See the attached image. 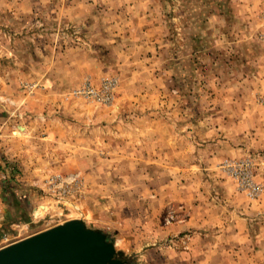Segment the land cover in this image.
Instances as JSON below:
<instances>
[{"label": "rangeland", "instance_id": "obj_1", "mask_svg": "<svg viewBox=\"0 0 264 264\" xmlns=\"http://www.w3.org/2000/svg\"><path fill=\"white\" fill-rule=\"evenodd\" d=\"M127 1L123 10L130 7L138 12L139 6ZM92 3L94 0H0V74L6 71L17 78L11 87L0 80V250L74 219L94 228L105 212L120 211L115 192H152L154 188L163 192L165 165L116 163L111 151L102 148L101 142L108 141L104 137L99 141L93 137L89 177L82 172V164L75 165L77 169L71 173L68 168L73 165L59 172V166L50 162L55 149L43 150V144L23 132L27 97L39 92L54 109L52 113L69 110L76 117L84 105L90 107L99 115L94 117L99 122H93V136L97 126L109 123L108 113L112 125L127 126L137 116L123 122L121 109L156 111L157 118H164L173 130L179 127L173 137L185 136L176 161L183 160L191 169L195 161L205 162L210 155L217 159L213 166H203L211 172L203 182L207 190L222 182L225 189L244 194L250 204L262 205L264 0L144 1L141 10L154 22L146 39L154 50L148 54L137 51L134 44L139 37L134 29L124 28V37L101 36L99 22L90 21L101 11L110 14L116 7L109 0L102 6ZM115 39L127 40L122 53L109 49ZM71 67L74 78L68 80ZM45 76H53L54 82L41 83L39 79ZM135 76L143 85L140 90L129 81ZM104 81L116 84L109 94L102 92ZM88 86L104 97L112 95L113 100L89 96L83 92ZM130 94H136L135 100L124 97ZM81 122L75 118L76 124ZM247 158L254 164L260 186L256 196L241 190L223 171L226 161ZM243 204L248 205L246 199ZM263 217L258 214L260 222ZM143 241L128 246L123 257L127 264L143 263L140 254L154 247L147 239ZM255 263L264 264V260Z\"/></svg>", "mask_w": 264, "mask_h": 264}, {"label": "crops", "instance_id": "obj_2", "mask_svg": "<svg viewBox=\"0 0 264 264\" xmlns=\"http://www.w3.org/2000/svg\"><path fill=\"white\" fill-rule=\"evenodd\" d=\"M106 1L94 0L92 4L102 6ZM144 1L149 0H133L135 7L139 6L138 12H135L130 7L123 10L122 6L128 4L127 0H109L116 7H113L114 12L108 14L101 11L92 16L90 22H99L100 35L110 38L124 37V28L134 29L139 37L134 44L137 51L148 54L154 50L150 41H146L154 22H150L148 13L144 14L141 10ZM104 14H108V17ZM69 19L74 18L69 16ZM125 41L115 39L111 44L113 47L109 46V49L112 53H122L127 47L123 45ZM89 62L92 64L91 59ZM94 63L98 62L94 60ZM98 64L105 67L103 62ZM71 68L66 76L68 80L74 78V67ZM5 72L2 76L0 74V80L4 79L6 86L17 81L10 72ZM39 80L43 84L46 80V84L51 85L54 77L45 76ZM129 81L134 87L138 86L136 90L143 87L137 76ZM135 95L124 97L135 100ZM24 109V134L28 139L43 144V150L47 149V152L55 149L50 162L59 166V172L65 166L73 165L71 169L68 168L71 173L77 169L75 165L82 164L87 170L82 172L87 177L92 174L90 167L93 158L89 154L93 137L97 138L96 141L108 138V141L101 142L102 148L111 151L116 163L127 161L131 164L147 162L165 165L163 192L155 188L152 192L150 189L148 192H115L113 196L120 203V211L105 212L101 221L94 226V229L102 231L114 241L125 264L127 261L123 257L127 256L128 246L142 244L143 239L154 247L140 254L142 264H257L255 261L264 260V220L260 222L258 219V214H264V203L259 207L252 205L244 194L225 189L222 182H215L212 186L215 189L207 190L203 182L211 172L204 171L203 166H213L217 159L210 155L205 162L195 161L191 169L185 167L187 164L183 160L176 161L174 157L182 153L185 136L181 137V133L179 140L178 136L173 137L174 130L177 132L179 127L173 130V126L164 118H157L156 111L139 110L135 113L121 109L119 117L123 118V122L137 116L129 120L127 126H119L118 123L112 125L108 113L106 119L109 123L94 128L93 136V122H99H95L94 117L98 118L99 115L93 114L86 105L76 117L69 110L52 113L54 109L48 106L39 92L34 97H27ZM75 118L81 120L82 125L76 124ZM106 132L109 137L103 135ZM34 150L36 154L39 152L38 149ZM79 153H82V158ZM42 154L44 157L45 151ZM191 173L194 175L190 176ZM245 199L248 205L243 204Z\"/></svg>", "mask_w": 264, "mask_h": 264}, {"label": "water", "instance_id": "obj_3", "mask_svg": "<svg viewBox=\"0 0 264 264\" xmlns=\"http://www.w3.org/2000/svg\"><path fill=\"white\" fill-rule=\"evenodd\" d=\"M0 264H125L114 241L74 219L0 250Z\"/></svg>", "mask_w": 264, "mask_h": 264}, {"label": "built area", "instance_id": "obj_4", "mask_svg": "<svg viewBox=\"0 0 264 264\" xmlns=\"http://www.w3.org/2000/svg\"><path fill=\"white\" fill-rule=\"evenodd\" d=\"M114 81H104L102 83V92L111 93L115 86ZM84 93L90 95H99L105 102L113 100L112 95L102 96L100 91L88 86L83 90ZM223 171L231 178L236 180L241 190L247 191L251 196H256L260 192V186L255 180L254 164L251 159L228 160L223 164Z\"/></svg>", "mask_w": 264, "mask_h": 264}, {"label": "flooded vegetation", "instance_id": "obj_5", "mask_svg": "<svg viewBox=\"0 0 264 264\" xmlns=\"http://www.w3.org/2000/svg\"><path fill=\"white\" fill-rule=\"evenodd\" d=\"M120 258V257H119ZM121 259V258H120Z\"/></svg>", "mask_w": 264, "mask_h": 264}]
</instances>
